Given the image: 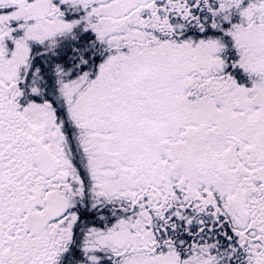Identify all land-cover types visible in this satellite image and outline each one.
<instances>
[{"label": "snow or ice", "instance_id": "snow-or-ice-1", "mask_svg": "<svg viewBox=\"0 0 264 264\" xmlns=\"http://www.w3.org/2000/svg\"><path fill=\"white\" fill-rule=\"evenodd\" d=\"M0 264H264V0H0Z\"/></svg>", "mask_w": 264, "mask_h": 264}]
</instances>
